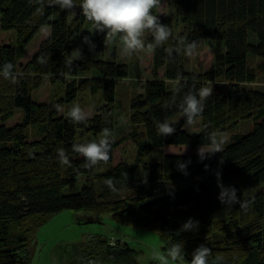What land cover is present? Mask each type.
<instances>
[{
    "label": "trees",
    "instance_id": "obj_1",
    "mask_svg": "<svg viewBox=\"0 0 264 264\" xmlns=\"http://www.w3.org/2000/svg\"><path fill=\"white\" fill-rule=\"evenodd\" d=\"M168 3L175 7L176 16L158 19L168 26L169 40L153 49L152 35L145 33V47L152 49L153 77L145 80L142 92L129 101L132 129L111 140L108 161L97 165L111 164L115 149L127 140L136 147V161H121L95 171V166L86 168L84 157L74 151V145L85 144L75 140L76 133L82 129L97 136L108 128L113 134L116 80L127 78L129 70L114 60L76 57L74 46L86 23L99 50L106 49L109 38L120 37L93 32L91 22L80 11L79 0L73 15L70 9L61 10L54 0H0L1 30L14 34L11 44L0 46V66L11 63L16 74L15 81L0 76V86H10L5 95L0 90V264H28V229L23 224L34 220L32 227L38 226L64 210L110 214L118 224L139 223L156 233L165 255L171 245L180 242L184 247L180 264H190L191 253L201 244L211 250L210 260L223 256L226 264H264V189L242 199L237 196L241 204L230 206L225 219L215 220L222 204L214 203L212 187L217 172L219 182L250 174L249 181L264 184V87H246L256 82L264 64V0ZM152 11L156 15L155 8ZM43 27L49 28L48 36L31 58L18 66L26 46ZM205 39L214 44L210 68L202 73L187 72L177 50L186 51L188 43L197 45ZM250 59L259 62L252 66ZM69 60L73 61L71 69ZM160 69L162 77L157 76ZM66 78L71 80L66 82ZM44 79L59 82L63 95L51 102L35 101L32 92ZM213 83L223 86L205 99L198 132L185 131L187 123L179 108L183 98ZM83 92L99 94L101 106L93 117L77 124L59 111ZM14 110L21 112V121L8 127L4 123ZM240 120H252L251 131L234 135L221 152L203 161L198 155H165L159 163H142L137 171L141 159L153 148L211 146L215 132L226 131ZM158 121H177L176 131L159 136ZM28 127L39 129L37 140L28 141ZM61 149L68 164L59 157ZM188 161L186 174L178 170V163ZM78 176L84 178L79 192L63 194ZM196 177H204V183L159 195L165 186ZM189 218L198 221L197 230L181 231ZM110 241L91 235L71 246L70 258L63 264H139L135 249L120 240Z\"/></svg>",
    "mask_w": 264,
    "mask_h": 264
},
{
    "label": "rangeland",
    "instance_id": "obj_2",
    "mask_svg": "<svg viewBox=\"0 0 264 264\" xmlns=\"http://www.w3.org/2000/svg\"><path fill=\"white\" fill-rule=\"evenodd\" d=\"M77 10L76 7L70 9V15H73ZM156 15L161 17H175V7L168 3V0H159L155 7ZM49 28L43 27L39 33L29 42L24 50L22 59L17 63L18 66L28 61L31 56L37 51L40 43L48 36ZM88 37L94 48L89 49V45L83 42V38ZM253 37V36H252ZM14 40L12 31H2L0 27V46L11 44ZM251 43H255L253 40ZM180 64L187 72L202 73L208 70L212 64L214 54V44L211 40L205 39L196 45L195 53L191 56L187 55L183 49L177 50ZM74 55L82 59L96 60H114L116 63L126 64L129 70L127 78L116 80L115 87V127L111 135V140H117L130 132L132 126L129 123L130 107L129 101L135 95L142 92V84L145 80L153 77L152 75V49L145 47L142 51H138L132 55L126 54L122 50L120 39L111 37L106 43L105 50L97 49V42L93 40L92 28L89 23L84 24L81 36L74 46ZM115 59H114V57ZM250 65L254 66L256 59H250ZM93 73V72H92ZM162 69L157 71V76L162 77ZM66 82L71 79L66 78ZM8 83V82H7ZM216 84V83H215ZM208 84L207 88H212V92L216 91L219 85ZM218 84V83H217ZM10 86H0L1 92L5 95ZM252 89L261 90L264 87V64L258 70V77L252 86H246ZM63 95V86L58 83H50L44 79L42 84L32 92L35 101L40 103L51 102L57 100ZM79 104L80 107L88 113V119L93 117L97 108L101 106V97L99 94L92 96L88 92H83L77 98L66 104L60 109L59 113L67 116L70 108ZM21 112L14 110L12 115L5 121L6 126H13L21 121ZM87 119V120H88ZM200 120L197 118L194 125L185 124L183 129L190 133H197L199 130ZM141 129V126H139ZM253 128L252 120H240L226 131H218L214 133L213 141L222 150L232 141V137L237 134H246ZM28 141L37 140L39 138V129L28 127L26 129ZM102 137V134L93 136L87 134L80 129L76 133L75 140L77 142H95ZM209 146H205L207 148ZM199 147L166 145L163 147L153 148L146 156L141 159L138 164L137 171L139 172L142 163H159L165 155H197ZM217 153V152H216ZM125 161L133 163L136 161V147L131 140L124 141L114 151L113 161L111 164L95 166V171H103L116 163ZM250 174L240 177L238 180L220 182L225 187L231 186L236 189V195L242 199L249 197L255 192L264 189V184H254L249 181ZM204 177H196L165 186L162 190L163 194L180 191L192 186H198L204 183ZM84 184V178L78 176L76 180L65 187L63 194H74L79 192ZM213 201L221 203L218 199L220 188L217 183H212ZM222 204V203H221ZM135 207L132 212L135 213ZM220 208V207H219ZM230 206L222 207L214 214L215 220L225 219ZM140 213V212H139ZM143 216L142 213H140ZM134 219H138V215L134 214ZM35 221H29L23 224L28 229L26 232L28 254V264H63L70 258L71 246L76 243L85 241L91 235H99L108 238L111 241L120 240L128 244L131 248L138 252L137 260L139 264H158L152 259L153 250L165 255L162 250V244L155 232L148 231L139 223L135 225L118 224L110 214H102L101 216L84 211L64 210L62 212L49 216L45 221L38 226L32 227ZM21 226L19 230L23 228ZM18 231V229L16 230ZM180 264V263H178Z\"/></svg>",
    "mask_w": 264,
    "mask_h": 264
},
{
    "label": "clouds",
    "instance_id": "obj_3",
    "mask_svg": "<svg viewBox=\"0 0 264 264\" xmlns=\"http://www.w3.org/2000/svg\"><path fill=\"white\" fill-rule=\"evenodd\" d=\"M61 10L73 9L76 6V0H54ZM158 0H79V8L83 15L91 22L93 32L110 33L118 35L121 40L122 50L132 55L145 48V33H151L154 43L153 49L162 46L170 38V30L167 25L161 24L157 15L153 14V9L157 6ZM83 42L89 45V49L94 48L88 37L83 38ZM186 53L191 56L195 53L196 43L191 42L186 45ZM44 63L43 60L40 61ZM73 61H68V67L71 69ZM0 76L7 80L16 79L13 65L11 63L0 66ZM212 88L202 87L195 93H190L183 98L179 108L181 117L185 123L194 125L197 118L204 110V101L211 95ZM67 116L72 122L80 124L86 122L88 113L85 112L79 104L73 105L67 112ZM177 121H158L157 133L159 136H168L176 131L175 124ZM209 147L205 148L203 144L197 150V155L201 161L209 158L222 149L210 141ZM75 152L82 155L85 159V167L92 168L100 162L108 161L111 149V131L108 128L103 130L102 137L95 142L77 144L73 146ZM59 157L64 164L69 160L63 149L59 150ZM188 162L178 163V170L186 174ZM218 187L220 188L218 199L225 207L239 203L236 189L220 184L219 172L216 173ZM112 187V182L109 181ZM113 191L115 189L113 188ZM198 221L189 218L181 225V231H196ZM183 244L177 242L171 245L166 255H161L153 250L152 259L158 264H178L183 259ZM211 250L201 244L192 253L190 264H226L223 256H216L210 260Z\"/></svg>",
    "mask_w": 264,
    "mask_h": 264
},
{
    "label": "built area",
    "instance_id": "obj_4",
    "mask_svg": "<svg viewBox=\"0 0 264 264\" xmlns=\"http://www.w3.org/2000/svg\"><path fill=\"white\" fill-rule=\"evenodd\" d=\"M110 244H113V241H110Z\"/></svg>",
    "mask_w": 264,
    "mask_h": 264
}]
</instances>
